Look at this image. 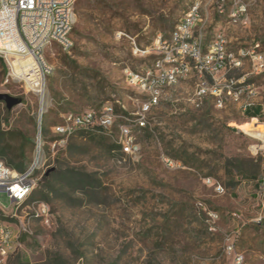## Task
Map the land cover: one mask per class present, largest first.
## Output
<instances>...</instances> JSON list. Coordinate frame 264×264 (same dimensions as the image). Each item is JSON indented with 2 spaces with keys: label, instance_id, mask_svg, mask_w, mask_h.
Instances as JSON below:
<instances>
[{
  "label": "rangeland",
  "instance_id": "1",
  "mask_svg": "<svg viewBox=\"0 0 264 264\" xmlns=\"http://www.w3.org/2000/svg\"><path fill=\"white\" fill-rule=\"evenodd\" d=\"M195 1L76 0L73 48L56 44L45 52L52 72L45 82L44 154L29 198L48 202L52 221H32L33 234L22 236L23 246L5 264H264V225L257 221L264 154L251 147L261 140L249 132L253 120L244 107L259 106L264 120V69L254 71L249 55H241L259 43L255 50L264 56V0H246L248 20L237 23L218 11L217 0H198L207 11L200 28L206 45L217 31L225 33L228 50L242 60L225 76L254 95L229 98L222 107L211 94L200 100L201 74L193 69L148 111V127L136 129L139 159L116 141L126 117L135 118L147 100L129 83L127 71L141 72L160 56H140L135 44L145 48L159 34L169 37ZM231 5L229 0L228 10ZM29 57L9 58L6 71L0 67V93L22 98L11 109L0 101V113L5 129L34 138L33 160L40 105L33 86L38 69H28ZM108 103L119 115L112 133L78 130L56 143L53 127L64 113L99 112ZM52 169L56 174L48 183L43 176ZM208 177L226 191L218 193ZM12 212L10 198L0 193V223L15 225ZM236 253L243 255L241 263Z\"/></svg>",
  "mask_w": 264,
  "mask_h": 264
},
{
  "label": "built area",
  "instance_id": "2",
  "mask_svg": "<svg viewBox=\"0 0 264 264\" xmlns=\"http://www.w3.org/2000/svg\"><path fill=\"white\" fill-rule=\"evenodd\" d=\"M229 0H217L218 11L227 14L230 22H245L248 20L250 4L246 0H232V5L227 9ZM76 0H0V57L5 62L10 59H20L25 55L30 56L36 63L38 73L43 81L42 88L34 87L39 96V136L36 139L34 158L31 164L23 171L9 166L0 160V193H5L11 200L12 214L10 218L16 219V224L9 222L0 223V264H5L9 256L23 246L22 236L33 234L32 221L50 224L52 209L45 200H29L31 193L38 183L36 175L40 160L44 154V136L42 130L45 112V82L47 75L52 72V66L45 57V52L53 45H59L65 51H70L74 42L71 38L76 22ZM206 13L201 1L193 2L184 15L180 18L169 37L159 34L151 46L140 48L135 44L134 53L148 57V54L157 53L152 66H146L141 72L127 71L129 83L144 92L147 100L142 103L141 110L135 118L126 117V123L120 126V135L116 140L122 150L139 159L141 147L137 141L136 129L148 127L147 114L159 103L168 88L176 86L183 78L190 75L193 69L201 74L197 84L196 95L202 100L209 94L213 95L216 104L222 107L229 98L240 100L244 93L254 95V90L246 85H236L234 79L225 76L228 68L238 67L242 64L228 50L227 38L223 31H217L209 45H206L200 30L205 23ZM257 43L253 50L241 51L242 56L251 58L254 71L264 69V56L257 52ZM211 77L210 82L204 75ZM8 74L5 82L10 81ZM253 104L246 102L245 109ZM112 104L103 106L102 110H86L84 112H66L62 121L53 127V132L58 136L56 143L63 144L78 130L94 134H110L118 118ZM253 125L249 128L251 134L255 133L261 144L252 145L257 153L264 154V120L252 117ZM249 133V134H250ZM169 166L174 165V160L165 158ZM207 182L214 185L218 193L226 191L225 186L211 177ZM19 210L24 212L19 215ZM262 212L257 221L264 225V200ZM218 218L219 214L214 213ZM233 250V245L228 246ZM243 255L236 253L238 263L243 261Z\"/></svg>",
  "mask_w": 264,
  "mask_h": 264
},
{
  "label": "trees",
  "instance_id": "3",
  "mask_svg": "<svg viewBox=\"0 0 264 264\" xmlns=\"http://www.w3.org/2000/svg\"><path fill=\"white\" fill-rule=\"evenodd\" d=\"M0 67L4 71L7 69L3 57H0ZM260 113L261 108L259 106L246 109V114L251 118L259 117ZM4 122H7V119L2 118L0 113V160L5 161L18 171H23L32 162L30 153L34 147L35 140L21 130L5 129L3 127ZM55 174L56 170H49L44 174L43 180L49 183Z\"/></svg>",
  "mask_w": 264,
  "mask_h": 264
},
{
  "label": "water",
  "instance_id": "4",
  "mask_svg": "<svg viewBox=\"0 0 264 264\" xmlns=\"http://www.w3.org/2000/svg\"><path fill=\"white\" fill-rule=\"evenodd\" d=\"M0 101H5L7 108L11 109L15 105L22 103V98L12 96L9 93H0Z\"/></svg>",
  "mask_w": 264,
  "mask_h": 264
},
{
  "label": "bare ground",
  "instance_id": "5",
  "mask_svg": "<svg viewBox=\"0 0 264 264\" xmlns=\"http://www.w3.org/2000/svg\"><path fill=\"white\" fill-rule=\"evenodd\" d=\"M26 62L28 64V69L29 70H32L33 72H36V67H35L36 66L35 65L36 63L34 62V60L31 57H29ZM18 63H16V64H18ZM13 65H15V64H13ZM36 73H38V72H36ZM36 73H34L35 75H34V78H33V80H34V85L33 86H36L38 88H42L43 81H42L41 77L38 76Z\"/></svg>",
  "mask_w": 264,
  "mask_h": 264
}]
</instances>
